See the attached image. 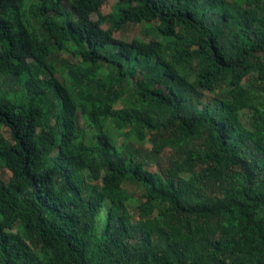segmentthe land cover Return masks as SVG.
<instances>
[{
	"label": "trees",
	"instance_id": "1",
	"mask_svg": "<svg viewBox=\"0 0 264 264\" xmlns=\"http://www.w3.org/2000/svg\"><path fill=\"white\" fill-rule=\"evenodd\" d=\"M66 1L0 0V264H264V0ZM142 23L161 40L115 38Z\"/></svg>",
	"mask_w": 264,
	"mask_h": 264
},
{
	"label": "rangeland",
	"instance_id": "2",
	"mask_svg": "<svg viewBox=\"0 0 264 264\" xmlns=\"http://www.w3.org/2000/svg\"><path fill=\"white\" fill-rule=\"evenodd\" d=\"M117 3V0H101L98 5V12L93 14V19L97 20L100 16L110 17L112 7ZM65 8L70 17H75V6L76 3L74 0H68L65 2ZM36 28H38L40 34H44L40 25L36 23ZM156 25L153 26L142 24H132L128 25L126 29L122 32H116L115 38L130 41L135 36L139 37L146 42H152L154 40H161V37L155 32ZM172 29H179L178 27L171 26ZM57 63L59 61L60 66V77L66 81H68L73 87L80 83V81H75L74 76L68 72H78L80 71L81 63L77 62V60L71 58L68 53L64 51H59L56 53L52 62ZM192 71V70H191ZM135 81V79H129L125 83L126 87L129 83ZM128 83V84H127ZM5 86L10 90H19L20 84L15 78H5L4 79ZM129 87V86H128ZM202 103H205L209 99L212 98V95L209 91H202ZM116 108H121V104H116ZM80 125L83 126L88 120L87 115H85L81 110L78 112ZM112 126L116 129V135L118 137V143L121 147H123L125 151L126 158H130L134 156L137 160L143 161L145 167L155 173H163L166 169L169 168L170 165V157L175 153L172 149H167L163 153L159 154L154 151L153 145L151 142L147 141L143 144L138 143L136 139L130 136V132L127 128H120L119 124L115 121L111 123ZM0 135L9 139V132L6 128L0 130ZM11 172L7 169L0 167V182H7L11 178ZM90 176V175H89ZM187 177H189L187 175ZM126 187L129 189L130 194L134 197V201L130 204L131 213L134 216L135 220H138V204L141 202L142 190L136 189L132 184H127Z\"/></svg>",
	"mask_w": 264,
	"mask_h": 264
}]
</instances>
